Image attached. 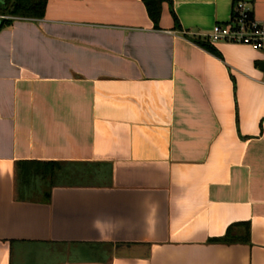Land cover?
<instances>
[{"label": "crops", "instance_id": "0c3cea01", "mask_svg": "<svg viewBox=\"0 0 264 264\" xmlns=\"http://www.w3.org/2000/svg\"><path fill=\"white\" fill-rule=\"evenodd\" d=\"M237 2L264 22V0H162L156 25L47 0L0 29V264H264V53L205 38ZM46 163L89 185L45 200Z\"/></svg>", "mask_w": 264, "mask_h": 264}, {"label": "trees", "instance_id": "16d2710c", "mask_svg": "<svg viewBox=\"0 0 264 264\" xmlns=\"http://www.w3.org/2000/svg\"><path fill=\"white\" fill-rule=\"evenodd\" d=\"M142 1L145 5L149 18L156 25L161 13L162 0ZM46 5L47 0H2V3H0V15L2 17H9V19L1 20L0 29L4 26L10 25L15 18L35 20L42 19L45 13ZM43 166L45 167L44 170H39V174L35 172L31 177L34 181L38 182L39 189L44 191L45 200L49 197V190L55 186H88L89 178L92 175L91 169L86 165L74 163H46ZM18 172L20 183L25 180V173L22 171V168H20ZM101 176L105 178V176H107V172L101 171ZM43 180L45 182H43ZM47 189L48 191L46 192Z\"/></svg>", "mask_w": 264, "mask_h": 264}, {"label": "built area", "instance_id": "2783aa9c", "mask_svg": "<svg viewBox=\"0 0 264 264\" xmlns=\"http://www.w3.org/2000/svg\"><path fill=\"white\" fill-rule=\"evenodd\" d=\"M205 38L209 43L244 45L264 53V22L255 19L246 3L237 2L233 5L230 20L215 24Z\"/></svg>", "mask_w": 264, "mask_h": 264}, {"label": "water", "instance_id": "95a60500", "mask_svg": "<svg viewBox=\"0 0 264 264\" xmlns=\"http://www.w3.org/2000/svg\"><path fill=\"white\" fill-rule=\"evenodd\" d=\"M259 70L264 73V61L258 63Z\"/></svg>", "mask_w": 264, "mask_h": 264}]
</instances>
